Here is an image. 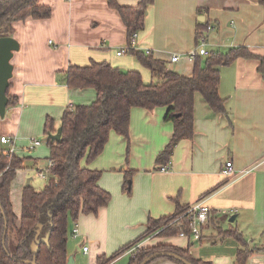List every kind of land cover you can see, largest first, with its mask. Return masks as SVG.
Segmentation results:
<instances>
[{
    "label": "crops",
    "instance_id": "crops-1",
    "mask_svg": "<svg viewBox=\"0 0 264 264\" xmlns=\"http://www.w3.org/2000/svg\"><path fill=\"white\" fill-rule=\"evenodd\" d=\"M141 1L114 0L120 7H135ZM39 3L50 8V16L15 22L10 35L19 49L10 61L9 95L18 102L6 107L4 117H0V136L16 135L19 147L25 144L20 137H26L20 136L21 132L44 134L47 118L53 119L57 128L66 107L95 100L94 89L68 88L62 82L61 75L70 65L104 61L124 71H138L144 82L151 81L150 72L131 53L116 56L129 41L127 29L109 0ZM203 22L215 27L207 35L208 52L243 47L257 56L238 58L220 68L218 94L225 100L229 120L212 112L196 94L193 138L177 143L170 169L163 173L158 171L162 165L156 164L155 158L173 131L172 123L163 120L166 108H133L129 157L125 139L111 132L101 154L89 164L82 163L102 172L98 185L110 194V201L96 215L78 217L79 236H69L66 248L67 257L72 256L75 264H97L100 257L108 258L137 239L146 230L148 219L168 217L177 207L199 200L210 209L199 241L155 236L137 246L168 243L188 249L195 259L211 264H236L238 250L245 245V264H264V6L257 0H153L143 28L136 32L134 50L149 51L170 71L190 77L192 61L182 58L170 63V58L195 49L196 29ZM6 113L10 119H5ZM12 118L17 125L10 131L5 126ZM15 155L23 159V166L36 165L40 159L20 149ZM45 159L49 162L48 157ZM228 161L236 172H246L225 177L222 170ZM24 169L17 171L10 187L12 210L18 217L22 190L31 186V178L25 179L22 173ZM126 171L133 173L129 193L123 189ZM9 244L14 245L13 239ZM131 253L132 249L127 250L110 264H128ZM151 264L177 263L159 259Z\"/></svg>",
    "mask_w": 264,
    "mask_h": 264
},
{
    "label": "trees",
    "instance_id": "trees-1",
    "mask_svg": "<svg viewBox=\"0 0 264 264\" xmlns=\"http://www.w3.org/2000/svg\"><path fill=\"white\" fill-rule=\"evenodd\" d=\"M152 1L142 0L135 7H120L114 0H109V5L118 11L127 29L128 41L134 32L143 28L144 17ZM257 3L264 6V0H257ZM50 14V8L40 5L39 0H0V37L10 36L15 22L27 18L46 19ZM208 26H211L208 22L198 23L196 45L204 35L207 38L210 32ZM211 27L214 30L215 27ZM129 53L150 72L151 81L144 82L138 71H124L104 61H90L83 66L70 65L61 75L62 82L68 88L94 89L95 100L90 104L65 108L58 126L61 128L59 140H46L51 163L47 169V183L39 191L30 185L23 188L19 217L12 210L10 187L17 171L24 168L23 159L5 153L6 149L0 150V264H27L24 261L32 260L35 264H66L69 223L77 221L80 215H96L110 201V194L98 185L102 172L82 166V163L89 164L101 154L111 132L125 139L128 158L131 110L165 107L163 120L172 123L173 131L166 146L156 155L155 163L167 165L177 143L193 138L195 95L199 94L212 112L227 118L225 100L218 94L220 68L238 58L257 57L243 47L225 52L211 51L206 57L194 59L192 75L186 77L170 71L164 61L154 59L151 54L136 50ZM9 89L10 83L6 90L7 107L15 106L18 102L16 97L9 95ZM58 127H54L53 119L47 118L44 134L52 135ZM132 175V171H126L124 175L123 189L127 193ZM187 208L177 207L173 215L148 219L146 230L137 239L108 258L100 257L97 264H110L149 237H178L180 228L177 224L164 229L162 226L182 215ZM188 220L187 216L180 220L185 231ZM232 235L240 241L238 236ZM10 239L14 241L12 247ZM36 243L37 251L34 253L32 245ZM155 252L175 253L192 264H211L195 259L188 249L168 243L135 248L128 264H140ZM247 255L248 251L242 245L236 255V264H245ZM159 259L182 264L168 257L155 258L147 264Z\"/></svg>",
    "mask_w": 264,
    "mask_h": 264
},
{
    "label": "built area",
    "instance_id": "built-area-1",
    "mask_svg": "<svg viewBox=\"0 0 264 264\" xmlns=\"http://www.w3.org/2000/svg\"><path fill=\"white\" fill-rule=\"evenodd\" d=\"M212 29L213 28L211 26H208V28H207L208 31H211ZM136 38H137V33L134 32L131 35L127 46L124 48H120L116 52V56H121V55L125 54L126 52H129L130 50H134L135 46H136ZM206 44H207V38H206V35H204L203 37H201L199 39V42L196 45L195 49H193L192 51H190L189 53H187L185 55H172L170 58V63L178 62L182 58L193 62L194 59L198 56H201V57L208 56L209 52L206 49ZM144 53L150 54L149 51H145ZM13 141L14 140L12 137L1 135L0 136V150L6 149L5 153H7L9 155L15 154L14 149L9 147L13 144ZM40 144H41L40 141L35 140V139H31L30 147L34 148L36 146H39ZM50 165H51V163L48 162V167H50ZM169 169H170V163H168L167 165L160 166L158 168V171L165 173V172H168ZM245 172H246L245 170L236 172L233 168L232 162H230V161L225 163V168L222 170V174L227 178L234 177L236 175V173L237 174H243ZM38 176L44 178L45 174L42 171H38ZM209 213H210L209 207L205 204L204 201L199 200V201L193 203L192 205L188 206V208L185 210V212L182 215H180L179 217H176L175 219L170 221L167 225L162 226V229H164L165 227H168L170 225L177 224V226L180 228L178 237L184 238V239H190L193 242H197L201 239L202 228L208 220ZM185 216H187L189 218V220L187 222L186 231H185V228L183 227V224L180 222V220ZM72 224H73V228L69 231V236L73 237V238H77L79 236L78 224L76 221L73 222ZM137 247L131 248L132 251ZM87 250H88V248L86 246L82 247V251L84 253H86Z\"/></svg>",
    "mask_w": 264,
    "mask_h": 264
},
{
    "label": "water",
    "instance_id": "water-1",
    "mask_svg": "<svg viewBox=\"0 0 264 264\" xmlns=\"http://www.w3.org/2000/svg\"><path fill=\"white\" fill-rule=\"evenodd\" d=\"M19 49L18 42L12 38L11 36H2L0 37V117L3 118L5 115V110L8 104V98L6 96V90L9 86V81L12 78L13 66L11 64V59L13 57V53L17 52ZM61 135V128L58 127L55 134L47 135V140H59ZM234 217L230 218V221H233ZM6 229H4L5 235ZM46 239H44L45 241ZM38 243V242H37ZM37 243L32 245V251L35 253L37 251ZM173 258L182 264H192L185 260L184 258L178 256L175 253L171 252H155L145 259L142 260L140 264H147L155 258ZM27 264H35L34 260L32 261H24ZM66 264H75L73 257L68 256Z\"/></svg>",
    "mask_w": 264,
    "mask_h": 264
},
{
    "label": "rangeland",
    "instance_id": "rangeland-1",
    "mask_svg": "<svg viewBox=\"0 0 264 264\" xmlns=\"http://www.w3.org/2000/svg\"><path fill=\"white\" fill-rule=\"evenodd\" d=\"M7 115L5 116V119L7 118H11L9 113H6ZM14 122V118H12L10 120L9 123L6 124L5 129H8L10 131H13L15 129L14 126H16L17 124L13 123ZM9 131V132H10ZM20 136H26L25 140H23L24 137H20L21 140L23 141L22 144L24 145H20V147L17 145V137L16 135L11 136L13 138V144L9 147L13 148L15 153L17 150H24L27 154H32L35 153V158H40L38 163L36 165H33V163H26V165L24 167H26V169H24L22 171L23 174H25V179H29L31 178V186L34 187L36 190H41L45 184L47 183V169H48V162L45 159L46 157L49 156V149L46 145V139L47 136L45 134L42 133H38V134H31V133H26V132H21ZM31 139H35L41 142V144L36 147V148H31L30 147V142ZM37 169H39V171H42L45 174V177L42 178L40 176H38V172ZM73 228V224L70 226V230ZM72 239H74L73 237H70ZM81 250V249H80Z\"/></svg>",
    "mask_w": 264,
    "mask_h": 264
}]
</instances>
